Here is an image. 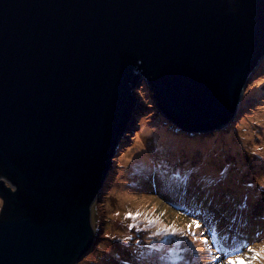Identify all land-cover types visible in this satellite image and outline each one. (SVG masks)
I'll return each mask as SVG.
<instances>
[{"label": "water", "instance_id": "1", "mask_svg": "<svg viewBox=\"0 0 264 264\" xmlns=\"http://www.w3.org/2000/svg\"><path fill=\"white\" fill-rule=\"evenodd\" d=\"M262 60L264 0H0V264L91 248L136 89L205 131L233 118Z\"/></svg>", "mask_w": 264, "mask_h": 264}, {"label": "rangeland", "instance_id": "2", "mask_svg": "<svg viewBox=\"0 0 264 264\" xmlns=\"http://www.w3.org/2000/svg\"><path fill=\"white\" fill-rule=\"evenodd\" d=\"M247 72L252 76L241 112L223 128L199 131L208 136L205 140L199 132H179L182 127L167 123L146 84L137 89L141 107L132 120L137 130L115 153L92 205L94 241L76 264H227L237 255L245 258L240 264H264V254L247 259L264 249V61ZM235 124L238 130L230 132ZM145 128L163 130L172 140L146 137ZM117 192L130 199L121 202ZM198 199L217 211L214 219ZM3 205L0 197V214ZM128 213L137 218L128 219ZM197 218L201 229L193 226L194 241L187 225ZM165 227H175L178 234H158Z\"/></svg>", "mask_w": 264, "mask_h": 264}, {"label": "snow or ice", "instance_id": "3", "mask_svg": "<svg viewBox=\"0 0 264 264\" xmlns=\"http://www.w3.org/2000/svg\"><path fill=\"white\" fill-rule=\"evenodd\" d=\"M139 214H137L138 216ZM128 219H136L137 217L136 216H133L132 213H128V216H127ZM149 223H153V221H149ZM193 226L196 228V229H201V224L197 219H193L191 221V223L189 225H187L188 229H189V232L187 233V235H191L193 237V240H197L198 237L196 236V233L194 231H192V228ZM158 234H162V235H171V236H176L178 233H177V230L175 229V227H165L163 229H161L160 233ZM201 236H203V231H201ZM179 235L181 237L185 236V233L183 231L179 232ZM204 245L206 246L207 250L209 252H211V246L209 245V241L207 239H204L203 241ZM248 251L250 253H253L254 250L253 249H248ZM261 254H264V249L261 250V252H256L254 253V256H251V257H248L247 259H254V258H258L261 256ZM217 260L220 259V257H215ZM242 259H245L239 255L235 256V257H231V258H228L227 259V264H240V262L242 261Z\"/></svg>", "mask_w": 264, "mask_h": 264}, {"label": "bare ground", "instance_id": "4", "mask_svg": "<svg viewBox=\"0 0 264 264\" xmlns=\"http://www.w3.org/2000/svg\"><path fill=\"white\" fill-rule=\"evenodd\" d=\"M254 68V65L252 66ZM258 71V70H257ZM248 86V83L245 85V87L243 89H246ZM252 88V86H249L248 89ZM247 89V90H248ZM136 91L137 89L135 90V94H136ZM153 92V91H152ZM136 105H133V107L135 108ZM139 107L140 106H137L136 108V112H138L139 110ZM241 112V107L239 106V104H235V106L233 107L232 111H231V114H232V117H237L239 115V113ZM128 123L127 126H125L124 128H126L128 130L127 127L131 126L130 123H132V125H134V123L129 119H127V121L125 122V124ZM240 125H242V123L240 122ZM137 130V129H136ZM135 130V131H136ZM182 130H184V128H181L179 130V132H182ZM144 134L146 137H150V135H154L155 139L161 143H166L170 140H172V137L170 135H168L166 132H164L163 130H158L156 132H152L150 128H145L144 129ZM181 141V138L178 139ZM216 149V148H215ZM191 151H188V153H190ZM187 184V182H186ZM17 186V185H16ZM118 196H119V199L121 200V202L125 201V200H128L130 199L129 197V194L127 193H120V192H117ZM200 204V203H199ZM211 210V209H210ZM96 235V231H94V236Z\"/></svg>", "mask_w": 264, "mask_h": 264}, {"label": "clouds", "instance_id": "5", "mask_svg": "<svg viewBox=\"0 0 264 264\" xmlns=\"http://www.w3.org/2000/svg\"><path fill=\"white\" fill-rule=\"evenodd\" d=\"M262 61H264V60H262ZM251 76H252V74H251ZM251 78V77H250ZM144 85V84H143ZM142 87V86H141ZM149 88V87H148ZM150 90V89H149ZM151 91V90H150ZM152 98H153V95H152ZM241 103H242V98H240V101H239V106L240 107H242L241 106ZM155 104H156V102H155ZM137 106H140L141 107V105L140 104H138V105H136L135 106V108H134V110H136V108H137ZM140 107H139V109H140ZM158 107V106H157ZM158 110H159V113L161 114V115H163V118L166 120V122L167 123H175V122H173L169 117H166L165 115H164V113L158 108ZM139 113V110H138V112H136L135 114H138ZM234 118L235 117H233L229 122H227L225 125H223L222 127H216V128H223V127H225L226 125H229L233 120H234ZM130 125L131 126H129V127H127L128 128V132H130L129 134H127V131L126 132H124L123 134L122 133H120L119 134V136L118 137H120L121 138V141H120V143L117 145V147H116V149H115V153H117L118 151H119V149H120V145L122 144V141L126 138V137H128L130 134H132V132L133 131H135V129H132V123H130ZM234 126H236V129H237V124H235ZM179 128V127H178ZM232 128H234V127H232ZM179 129H181V128H179ZM238 130V129H237ZM231 131H233L232 129L230 130V132ZM190 132H192V135H194L193 133H197L198 131H190ZM200 135H203L202 134V132H199L198 133V135L197 136H200ZM209 143V142H208ZM197 144H199V142H197ZM210 144V143H209ZM114 159V158H113ZM113 163H114V160H113ZM213 210H218V208H215V207H211ZM214 216H215V214L217 213V211H213V212H211Z\"/></svg>", "mask_w": 264, "mask_h": 264}, {"label": "trees", "instance_id": "6", "mask_svg": "<svg viewBox=\"0 0 264 264\" xmlns=\"http://www.w3.org/2000/svg\"><path fill=\"white\" fill-rule=\"evenodd\" d=\"M232 130H237L236 129V126H234V128H232ZM203 135H200L198 138H200V140H205L206 138H208V136L207 137H202Z\"/></svg>", "mask_w": 264, "mask_h": 264}]
</instances>
